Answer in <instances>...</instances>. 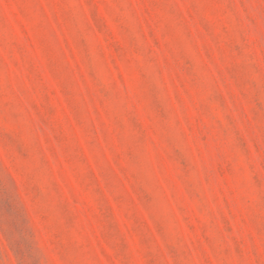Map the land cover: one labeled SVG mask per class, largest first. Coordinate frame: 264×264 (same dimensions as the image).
Masks as SVG:
<instances>
[{"label":"rangeland","instance_id":"rangeland-1","mask_svg":"<svg viewBox=\"0 0 264 264\" xmlns=\"http://www.w3.org/2000/svg\"><path fill=\"white\" fill-rule=\"evenodd\" d=\"M0 264H264V0H0Z\"/></svg>","mask_w":264,"mask_h":264}]
</instances>
